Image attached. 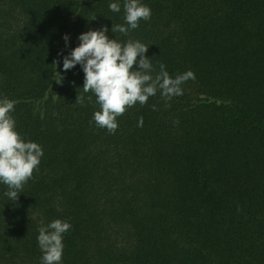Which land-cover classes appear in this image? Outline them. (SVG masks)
<instances>
[{
    "label": "trees",
    "instance_id": "16d2710c",
    "mask_svg": "<svg viewBox=\"0 0 264 264\" xmlns=\"http://www.w3.org/2000/svg\"><path fill=\"white\" fill-rule=\"evenodd\" d=\"M110 2L0 0V95L44 150L15 201L0 184V264H40L38 229L55 219L72 225L62 264H264V0H143L151 18L127 36ZM104 26L149 46L153 76L161 63L195 76L128 108L114 134L58 56Z\"/></svg>",
    "mask_w": 264,
    "mask_h": 264
},
{
    "label": "clouds",
    "instance_id": "9594fccd",
    "mask_svg": "<svg viewBox=\"0 0 264 264\" xmlns=\"http://www.w3.org/2000/svg\"><path fill=\"white\" fill-rule=\"evenodd\" d=\"M108 8L113 13L121 12L120 0H111ZM123 24L111 28V32L128 35L140 27V21L151 18V8L143 0H123ZM93 17L92 19H95ZM109 29L104 26L96 30L82 32L77 37L79 44L67 54L58 53L62 58V69L66 72L77 65L84 73L83 90L95 96L99 110L94 111L92 121L99 128L115 133L118 128L117 118L128 108L137 103L147 104L150 97L160 95L167 100L183 95L181 87L189 79H195L191 70L169 75L166 65H159L155 71L147 56L149 46L139 40L119 41L109 38ZM65 47L69 46L70 36L64 34ZM61 60H57L56 67ZM59 74V79L63 77ZM91 102L92 97H87ZM84 104L85 97L76 101ZM16 101L0 95V184L7 186L6 195L15 201L23 185L38 170L44 155L43 147L35 141L23 137L17 130L16 120L12 113ZM155 110V105L152 106ZM141 117L138 126H142ZM72 225L67 220L55 219L38 229L37 244L42 253L40 264H62L64 252V234Z\"/></svg>",
    "mask_w": 264,
    "mask_h": 264
}]
</instances>
